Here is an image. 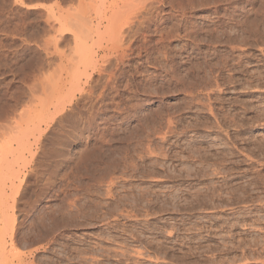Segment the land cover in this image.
Wrapping results in <instances>:
<instances>
[{
  "label": "rangeland",
  "instance_id": "rangeland-1",
  "mask_svg": "<svg viewBox=\"0 0 264 264\" xmlns=\"http://www.w3.org/2000/svg\"><path fill=\"white\" fill-rule=\"evenodd\" d=\"M156 1L0 0V264H264V0Z\"/></svg>",
  "mask_w": 264,
  "mask_h": 264
},
{
  "label": "bare ground",
  "instance_id": "bare-ground-1",
  "mask_svg": "<svg viewBox=\"0 0 264 264\" xmlns=\"http://www.w3.org/2000/svg\"><path fill=\"white\" fill-rule=\"evenodd\" d=\"M140 1L142 2V0H140ZM146 1H147V0H146ZM155 1H156V0H155ZM157 1H158V0H157ZM157 1H156V2H157ZM196 1H197V0H196ZM206 1H207V2H211L212 5L214 4L215 7H219V4H220L219 2H220L221 0H209V1L206 0ZM242 1H243V0H242ZM250 1H251V0H250ZM250 1H249L248 4H250ZM260 1L262 2V0H260ZM171 2H172V0H171ZM184 2H185V1H184ZM261 2H260V3H261ZM167 3H168V1H167ZM179 3H180V2H179ZM189 3H190V2H189ZM218 3H219V4H218ZM254 3H255V2H254ZM138 4H139V2H138ZM143 4H144V3H143ZM186 4H188V3H186ZM198 4H201V3H198ZM198 4H197V5H198ZM203 4H204V3H203ZM203 4H202V5H203ZM136 5H137V4H136ZM136 5H134V6L136 7ZM140 5H141V3H140ZM146 5H147V4H146ZM153 5H154V4H153ZM159 5H160V4H159ZM170 5H171V4H170ZM170 5H169V6H170ZM175 5L177 6V4H175ZM183 5H185V3H184ZM197 5H196V6H197ZM202 5H201V6H202ZM231 5H232V4H231ZM252 5H253V4H252ZM259 5H260V4H259ZM134 6H133V8H134ZM137 6H138V5H137ZM181 6H182V5H181ZM194 6H195V5H194ZM196 6H195V7H196ZM199 6H200V5H199ZM240 6H241V5H240ZM130 7H131V6H130ZM130 7L128 8L129 11L126 10L125 13H126V12H127V13L129 12V13H130ZM148 7H149V6H148ZM152 7H153V6H152ZM152 7H151V8H152ZM160 7H161V6H160ZM174 7H175V6H174ZM182 7H183V6H182ZM184 7H185V6H184ZM190 7H191V6H190ZM139 8H140V7H139ZM141 8L143 9L144 7H141ZM141 8H140V9H141ZM154 8H155V7H154ZM142 9H141V10H142ZM180 9H181V8H180ZM190 9H191V8H190ZM136 10H137V9H136ZM146 10H147V9H146ZM146 10H145V11H146ZM155 10H156V9H155ZM258 10H259V9H258ZM131 11H133L132 8H131ZM149 11H151V10H149ZM156 11H157V10H156ZM253 11H254V10H253ZM256 11H257V10H256ZM133 12H134V11H133ZM136 12H138V11H136ZM179 12H180V11H179ZM127 13H126V14H127ZM142 13H143V12H142ZM244 13H245V12H244ZM117 14H118V13H117ZM117 14L115 15V17L120 18V16H118ZM150 14H151V13H150ZM183 14H184V13H183ZM249 14H250V13H249ZM119 15H120V13H119ZM130 15H131V14H130ZM132 15H133V14H132ZM134 15H135V14H134ZM134 15H133V17H134ZM156 15H157V14H156ZM158 15H159V14H158ZM261 15H262V14H261ZM121 16H122V11H121ZM140 16H141V15H140ZM142 16H143V15H142ZM145 16H147V15H145ZM122 17H123V16H122ZM126 17H127V16H126ZM135 17H136V16H135ZM222 17H223V16H222ZM228 17H229V16H228ZM261 17H262V16H261ZM129 18H131V17H129ZM136 18H137V17H136ZM136 18H135V19H136ZM151 18H152V17H151ZM249 18H250V17H249ZM249 18H248V19H249ZM116 19H117V18H116ZM127 19H128V18H127ZM127 19H126V20H127ZM145 19H146V18H145ZM227 19H229V18H227ZM250 19H251V18H250ZM117 20H118V19H117ZM126 20H125V21H126ZM151 20H152V19H151ZM261 20H262V19H261ZM121 21H122V20H121ZM129 21H130V20H129ZM142 21H143V20H142ZM234 21H235V20H234ZM251 21H252V20H251ZM123 22H124V21H123ZM126 22H127V21H126ZM225 22H226V21H225ZM235 22H236V21H235ZM243 22H244V21H243ZM261 22H262V21H261ZM78 23H79V22H78ZM128 23H129V22H128ZM138 23H139V22H138ZM143 23H144V22H143ZM254 23H255V22H254ZM122 24H123V23H122ZM125 24H126V23H124V25H125ZM144 24H145V23H144ZM219 24H220V23H219ZM238 24H239V23H238ZM263 24H264V23H263ZM119 25H121V24H119ZM119 25H117V27H118ZM124 25H123V27H124ZM126 25H127V24H126ZM126 25H125V26H126ZM147 25H148V24H147ZM261 25H262V24H261ZM142 26H143V25H142ZM239 27H240V26H239ZM243 27H244V25H243ZM249 27H250V26H249ZM120 28H121V27H120ZM120 28H116V29H120ZM221 28H222V27H221ZM263 28H264V27H263ZM230 29H231V28H230ZM211 30H212V29H211ZM211 30H210V31H211ZM254 30H255V29H254ZM254 30H253V31H254ZM231 31H232V30H231ZM237 31H238V30H237ZM237 31H235V32H237ZM246 31H248V29H247ZM224 32H225V31H224ZM244 32H245V31H244ZM251 32H252V31H251ZM230 33H231V32H230ZM212 34H213V33H212ZM209 35H210V34H209ZM214 35H215V34H214ZM229 35H230V34H229ZM229 35H228V37L231 36V35H230V36H229ZM247 35H248V34H247ZM263 35H264V34H263ZM248 36H249V35H248ZM216 37H217V36H216ZM228 37H227V38H228ZM233 37H235V36H233ZM233 37L231 36L232 41H233V40H237V39H235V38H233ZM245 37H247V36H245ZM250 38H251V37H250ZM212 39H213V38H212ZM203 40H204V39H203ZM203 40H202V41H203ZM207 40H208V39H207ZM213 40H215V39H213ZM219 40H221V39H219ZM225 40H226V39H225ZM225 40H224V44H225ZM229 40H230V39L228 38L227 41H229ZM260 40H261V39H260ZM217 41H218V40H217ZM221 41H222V40H221ZM239 41H240V40H239ZM234 42H235V41H234ZM241 42H243V40H242ZM258 42H259V41H258ZM193 43H194V42H193ZM195 43H196V42H195ZM214 43H215V42H214ZM216 43H217V42H216ZM218 43H219V42H218ZM226 43H227V42H226ZM228 43H229V42H228ZM231 43H233V42H231ZM237 43H239V42H237ZM208 44H209V42H208ZM248 44H249V43H248ZM260 44H261V43H260ZM237 45H238V44H237ZM221 46H222V45H221ZM233 46H234V44H233ZM237 47H238V46H237ZM247 47H250V46H247ZM188 56H189V55H188Z\"/></svg>",
  "mask_w": 264,
  "mask_h": 264
}]
</instances>
